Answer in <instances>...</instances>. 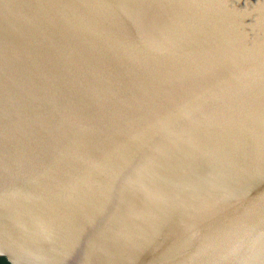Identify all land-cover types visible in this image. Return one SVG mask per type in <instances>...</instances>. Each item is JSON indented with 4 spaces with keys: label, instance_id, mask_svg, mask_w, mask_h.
I'll use <instances>...</instances> for the list:
<instances>
[{
    "label": "water",
    "instance_id": "95a60500",
    "mask_svg": "<svg viewBox=\"0 0 264 264\" xmlns=\"http://www.w3.org/2000/svg\"><path fill=\"white\" fill-rule=\"evenodd\" d=\"M0 257L264 264V0H0Z\"/></svg>",
    "mask_w": 264,
    "mask_h": 264
},
{
    "label": "trees",
    "instance_id": "16d2710c",
    "mask_svg": "<svg viewBox=\"0 0 264 264\" xmlns=\"http://www.w3.org/2000/svg\"><path fill=\"white\" fill-rule=\"evenodd\" d=\"M0 264H10L6 258L0 257Z\"/></svg>",
    "mask_w": 264,
    "mask_h": 264
}]
</instances>
